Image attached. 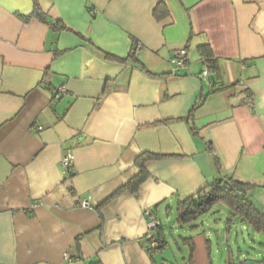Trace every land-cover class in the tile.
<instances>
[{"label": "crops", "instance_id": "obj_1", "mask_svg": "<svg viewBox=\"0 0 264 264\" xmlns=\"http://www.w3.org/2000/svg\"><path fill=\"white\" fill-rule=\"evenodd\" d=\"M37 1L47 22L18 17L34 0H0V264H153L149 211L193 239V264H264V244L215 251L210 221L176 222L180 201L227 177L256 185L264 211V0ZM147 153L161 156L149 178L115 196Z\"/></svg>", "mask_w": 264, "mask_h": 264}, {"label": "trees", "instance_id": "obj_2", "mask_svg": "<svg viewBox=\"0 0 264 264\" xmlns=\"http://www.w3.org/2000/svg\"><path fill=\"white\" fill-rule=\"evenodd\" d=\"M34 11L30 16L18 15L19 18L25 22L36 18L42 22H47V17L42 11L37 0H34ZM156 18L162 20L167 17L169 12L164 3L160 4L155 12ZM198 52L205 64L212 70H218L217 62L213 59L210 47L208 45L200 46ZM161 158L159 155L143 154L136 160V165L140 169L139 174L130 181L125 188L120 190L115 196L121 194L123 191H130L137 194L139 187L149 178L147 172V164L155 159ZM256 185L244 183L235 180L233 177H227L209 186L206 189L198 192L196 195L186 198L177 204V219L176 222L180 227L193 225L196 221L204 218L214 209L219 206H226L229 209L228 226L232 224L233 218L241 217L256 233L264 234V211L258 208L250 196L252 188ZM264 188V186H263ZM197 227H191L195 230ZM154 237L157 240L155 248L149 247L147 244V252L150 255L153 264H158L154 261V257L158 253H162L168 246L166 234L162 226L159 225L154 230ZM181 244L189 249V256L185 264H193L194 244L190 237H179ZM177 242V241H176ZM178 244V243H177ZM159 264H170L163 260Z\"/></svg>", "mask_w": 264, "mask_h": 264}, {"label": "rangeland", "instance_id": "obj_3", "mask_svg": "<svg viewBox=\"0 0 264 264\" xmlns=\"http://www.w3.org/2000/svg\"><path fill=\"white\" fill-rule=\"evenodd\" d=\"M251 198L253 200V197ZM229 212L230 211L226 206H219L216 210L210 212L204 217L207 219V221L211 222V228L214 230L213 232L210 231L213 234L211 236V242L213 243L214 250L216 251L219 245H221L223 248H226L227 245L230 246V241L232 242L238 237L237 245L235 242H232V244H234L232 246L233 251L237 253L238 250L241 249L244 254L250 255L252 258H254L257 254V251L261 250V244H264V234L256 233L246 222L240 220L239 217L238 220L233 218L232 224L228 226ZM163 220L164 219H162V222L166 228V234L168 238V246L163 251V254L157 255L155 259L157 262L165 259L170 264H185L186 260L188 259V249L182 246L181 242L179 241V237L185 236V234L180 231H176L175 229L171 230L170 226H172L173 222L166 223ZM176 241L183 249V253L179 251ZM222 257L226 259L227 256L222 255Z\"/></svg>", "mask_w": 264, "mask_h": 264}, {"label": "built area", "instance_id": "obj_4", "mask_svg": "<svg viewBox=\"0 0 264 264\" xmlns=\"http://www.w3.org/2000/svg\"><path fill=\"white\" fill-rule=\"evenodd\" d=\"M141 52H142V45L138 43V44H136V46L134 48L133 54L136 56V55H139ZM171 64L173 65L175 70H180V69L187 67V65H188V53H187V51L186 50L177 51L172 56ZM202 78L206 79V80L209 79V71L207 69H205L202 72ZM62 92H64V90H62ZM55 97H57V94L52 96V98H55ZM39 129H41V128H39ZM74 161H75V155L73 154L72 151H67L62 157L61 166L63 168L65 177L68 179H70L72 177V173H73L72 168L74 165ZM80 206L82 208L87 209L90 207V202L89 201H82L80 203ZM146 215L148 218V227H149V231L151 234V232L153 233L154 230L157 229V227L160 225V223L153 216L152 212L149 211L146 213ZM147 244L149 245V247L155 248L158 243H157V240L153 236H149Z\"/></svg>", "mask_w": 264, "mask_h": 264}]
</instances>
